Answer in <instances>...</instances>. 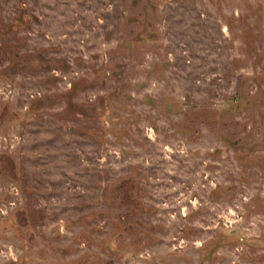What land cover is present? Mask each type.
Here are the masks:
<instances>
[{
	"label": "rangeland",
	"instance_id": "obj_1",
	"mask_svg": "<svg viewBox=\"0 0 264 264\" xmlns=\"http://www.w3.org/2000/svg\"><path fill=\"white\" fill-rule=\"evenodd\" d=\"M0 264H264V0H0Z\"/></svg>",
	"mask_w": 264,
	"mask_h": 264
}]
</instances>
